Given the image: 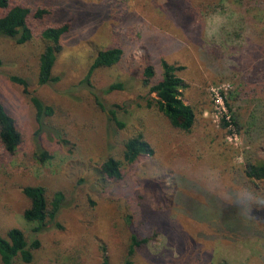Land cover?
I'll return each instance as SVG.
<instances>
[{
  "label": "rangeland",
  "instance_id": "1",
  "mask_svg": "<svg viewBox=\"0 0 264 264\" xmlns=\"http://www.w3.org/2000/svg\"><path fill=\"white\" fill-rule=\"evenodd\" d=\"M11 1L32 10L33 36L0 37V99L24 136L15 153L0 149V233L18 227L40 240L29 264H101L104 253L111 264H264V181L247 179L245 128L222 125L216 97L228 92L243 124L256 116L253 148L264 161V0ZM40 7L50 11L42 20L33 16ZM63 23L57 80L40 84L42 31ZM115 46L121 61L89 73ZM162 60L183 67L182 99L196 112L189 131L147 106L156 94L142 69L151 63L159 80ZM33 95L53 109L41 123ZM141 132L154 154L126 163L125 143ZM109 157L123 161L118 180L99 172ZM27 185L45 186L48 199L64 194L41 230L24 216ZM244 190L259 202H229ZM132 234L150 240L131 257Z\"/></svg>",
  "mask_w": 264,
  "mask_h": 264
},
{
  "label": "trees",
  "instance_id": "2",
  "mask_svg": "<svg viewBox=\"0 0 264 264\" xmlns=\"http://www.w3.org/2000/svg\"><path fill=\"white\" fill-rule=\"evenodd\" d=\"M0 37L7 36L17 39L19 43H25L33 36V29L29 25L32 10L28 6L13 4L11 0H0ZM50 13L47 8H39L33 12L36 19L42 20ZM70 24L63 23L59 25H49L42 31V36L46 41V46L40 55L38 81L40 84H46L57 80L53 75V69L56 64L58 54L62 50V38L69 31ZM123 49L115 46L108 49H102L97 53L89 73L96 68L110 67L119 63L123 57ZM3 60L0 57V67ZM163 73L159 80H155L156 69L151 63L143 66L141 79L145 87L149 88L150 93H155L154 97L148 98L147 106L156 107L165 114L172 125L184 130H191L196 122V112L194 108L187 104L182 98L184 91L188 87L185 80L178 74L183 67L171 64L167 60H162ZM13 80L22 84L25 88L28 82L22 77H13ZM121 84H114L112 88H119ZM228 95V94H227ZM224 100L231 117L230 120L224 116L222 125L229 127L232 125L237 132L245 128L246 143L250 147L244 150L243 167L248 180L264 181V161L258 159L253 145L255 143V133L258 123L256 116L252 115L247 124L240 120L234 104L230 103L228 96ZM231 99V97H230ZM31 100L36 108L37 120L41 123L44 116L53 114L51 106L45 105L42 100L33 95ZM112 115L120 127L124 123ZM24 140L15 117L7 110L0 99V149L6 152L15 153ZM154 154V148L144 134L137 133L130 137L125 143L123 152V161L134 163L144 155ZM40 159L49 156L46 151L39 153ZM123 161L115 157H109L101 164L100 173L103 178L118 180L122 177ZM23 193L30 201V205L25 209L24 216L30 221L37 223V230H41L48 222L55 220L58 212L63 206L64 194L57 191L51 199H48L47 190L42 185H27L23 188ZM148 237H140L132 234L129 244V256H133L137 248L146 245L149 242ZM40 240L33 239L28 241L25 232L18 227H11L5 235L0 233V258L1 264H17V261L28 263L34 259V251L40 247ZM105 252V249L103 250ZM101 264H111L109 256L104 253Z\"/></svg>",
  "mask_w": 264,
  "mask_h": 264
},
{
  "label": "clouds",
  "instance_id": "3",
  "mask_svg": "<svg viewBox=\"0 0 264 264\" xmlns=\"http://www.w3.org/2000/svg\"><path fill=\"white\" fill-rule=\"evenodd\" d=\"M229 202L238 203L241 207H249L252 203H258L259 200L248 190H244L241 193H237L234 196L229 197Z\"/></svg>",
  "mask_w": 264,
  "mask_h": 264
},
{
  "label": "built area",
  "instance_id": "4",
  "mask_svg": "<svg viewBox=\"0 0 264 264\" xmlns=\"http://www.w3.org/2000/svg\"><path fill=\"white\" fill-rule=\"evenodd\" d=\"M227 93L228 92H222V93H217V95H216V97H217V101L219 102V104H220V106H221V109L223 110V116H222V118L224 117V116H226V118L228 119V120H230V117H231V114H230V112H229V110H228V108L226 107V104H225V102H224V100H225V96L227 95ZM232 130H235V128L232 126V125H230L229 126ZM236 131V130H235Z\"/></svg>",
  "mask_w": 264,
  "mask_h": 264
}]
</instances>
